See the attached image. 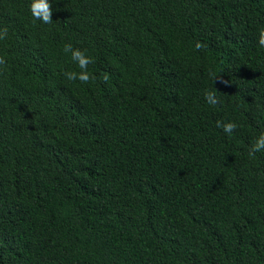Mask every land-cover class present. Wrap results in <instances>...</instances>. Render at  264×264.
<instances>
[{
    "label": "trees",
    "instance_id": "16d2710c",
    "mask_svg": "<svg viewBox=\"0 0 264 264\" xmlns=\"http://www.w3.org/2000/svg\"><path fill=\"white\" fill-rule=\"evenodd\" d=\"M49 2L0 0V264H264V0Z\"/></svg>",
    "mask_w": 264,
    "mask_h": 264
},
{
    "label": "clouds",
    "instance_id": "9594fccd",
    "mask_svg": "<svg viewBox=\"0 0 264 264\" xmlns=\"http://www.w3.org/2000/svg\"><path fill=\"white\" fill-rule=\"evenodd\" d=\"M29 9L34 20H40L45 24H51L53 22V9L52 4L49 2V0H31ZM7 34V28L0 29V40L5 39L7 37ZM258 44L261 47H264V27H261L258 30ZM201 47L202 45L197 42L196 48L199 49ZM63 50L66 54H71V60L76 63L79 68V71L65 72V77L70 81L79 80L81 83H88L89 80L93 78L88 72V66L93 62L92 59L89 56L85 55L82 50L73 48L71 44H66ZM3 64H5V59L3 57H0V65ZM217 77L218 76H213V80ZM104 79L107 80L108 76L105 75ZM221 82L227 84V81L222 80ZM205 99L207 103L212 106H216L219 104V100L213 92H207L205 95ZM217 127L222 128L226 134L231 135L236 129L237 125L233 122L222 123L220 121H217ZM261 151H264V132H261L260 135L252 143L249 149V154L253 155Z\"/></svg>",
    "mask_w": 264,
    "mask_h": 264
}]
</instances>
